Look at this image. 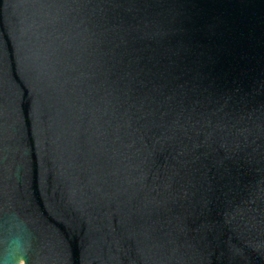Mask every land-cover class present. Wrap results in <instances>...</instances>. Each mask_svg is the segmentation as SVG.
Segmentation results:
<instances>
[{"label":"water","instance_id":"water-1","mask_svg":"<svg viewBox=\"0 0 264 264\" xmlns=\"http://www.w3.org/2000/svg\"><path fill=\"white\" fill-rule=\"evenodd\" d=\"M0 264H264V0H0Z\"/></svg>","mask_w":264,"mask_h":264}]
</instances>
